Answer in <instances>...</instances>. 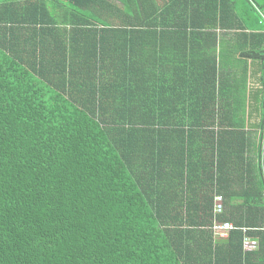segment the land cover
<instances>
[{
    "label": "trees",
    "instance_id": "trees-1",
    "mask_svg": "<svg viewBox=\"0 0 264 264\" xmlns=\"http://www.w3.org/2000/svg\"><path fill=\"white\" fill-rule=\"evenodd\" d=\"M260 13L264 0H0V264H264ZM157 28L190 44L186 80L137 59L142 35L172 34ZM217 28L240 41L226 79L192 64Z\"/></svg>",
    "mask_w": 264,
    "mask_h": 264
},
{
    "label": "crops",
    "instance_id": "crops-1",
    "mask_svg": "<svg viewBox=\"0 0 264 264\" xmlns=\"http://www.w3.org/2000/svg\"><path fill=\"white\" fill-rule=\"evenodd\" d=\"M235 2V1H234ZM225 4L229 5V2H225ZM232 7H236L235 4H232ZM241 6L239 5L236 10H240ZM146 32H166V34L172 33L171 35H166V39H163L161 35H150L151 37L158 38L154 42H150L145 39V36L142 35L138 38V43L140 47H138L136 57L137 59H148V64L154 63L155 66H158L160 61H163V67L159 69L160 72L156 70V68L151 73L152 76H159L160 78L165 77V80L172 81H181L186 80L185 73L183 71L186 70L184 64L188 62L190 57H187V54L183 51V45L185 42H179L178 38L173 34L175 32H179L181 30H177L174 28L159 30L157 29H147ZM200 32H207L206 35L203 36L204 40H197L193 43L194 50L196 55L193 56L194 62L192 64H201L205 60L208 61V70L209 73H212L216 68V74L218 76L223 75V79H226V75H228L231 71H234V66L236 65V60L238 58L236 54V47L240 46V41H237L234 36L231 34L236 33V31H227L222 30L221 28L217 29H202ZM243 32L248 33L249 30H243ZM212 33L214 37V41H208L207 34ZM145 39V41H144ZM187 50H189L190 44L188 42L185 43ZM249 74L252 75L249 78V86L250 88L258 87L257 76L255 74V68L250 67L251 62L247 63ZM167 70L169 72H167ZM162 71V73H161ZM179 89V85H175L174 89ZM184 88V87H183ZM173 89V90H174Z\"/></svg>",
    "mask_w": 264,
    "mask_h": 264
},
{
    "label": "built area",
    "instance_id": "built-area-1",
    "mask_svg": "<svg viewBox=\"0 0 264 264\" xmlns=\"http://www.w3.org/2000/svg\"><path fill=\"white\" fill-rule=\"evenodd\" d=\"M261 14V18H262V22L264 23V13H260ZM260 137V136H259ZM261 141V148H264V131H262V136L260 137ZM214 211L215 213H221L223 211V207H222V199L221 197H216L214 200ZM232 229H234L233 225L231 223H216L213 226V230L214 232L219 235V237H226L228 232L231 231ZM245 230V229H242ZM264 230V228H263ZM258 243L256 240L246 236L243 239V250L245 252H250L254 249H256Z\"/></svg>",
    "mask_w": 264,
    "mask_h": 264
}]
</instances>
